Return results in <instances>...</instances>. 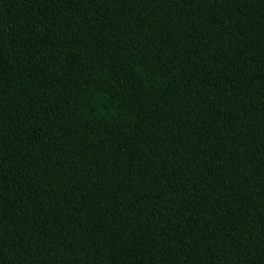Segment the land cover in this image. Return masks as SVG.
Returning a JSON list of instances; mask_svg holds the SVG:
<instances>
[{"label": "trees", "instance_id": "1", "mask_svg": "<svg viewBox=\"0 0 264 264\" xmlns=\"http://www.w3.org/2000/svg\"><path fill=\"white\" fill-rule=\"evenodd\" d=\"M0 264H264V0H0Z\"/></svg>", "mask_w": 264, "mask_h": 264}]
</instances>
